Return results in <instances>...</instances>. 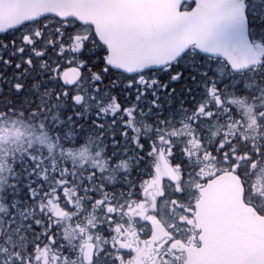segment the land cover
<instances>
[{
  "label": "snow or ice",
  "instance_id": "6c2138e0",
  "mask_svg": "<svg viewBox=\"0 0 264 264\" xmlns=\"http://www.w3.org/2000/svg\"><path fill=\"white\" fill-rule=\"evenodd\" d=\"M258 183L264 0H0V264H264Z\"/></svg>",
  "mask_w": 264,
  "mask_h": 264
},
{
  "label": "water",
  "instance_id": "95a60500",
  "mask_svg": "<svg viewBox=\"0 0 264 264\" xmlns=\"http://www.w3.org/2000/svg\"><path fill=\"white\" fill-rule=\"evenodd\" d=\"M237 190L238 192L234 191L235 194L232 197L226 196L224 192L225 188L223 187L222 184H220L213 198L212 207L215 208L216 205H218L221 202H226L229 204H239L240 192H241L240 186L237 188ZM240 207L242 209V213L240 215V223L242 225H254L255 220L253 218L255 216V213L252 212L251 209H243L242 205H240ZM189 260H190V264H204L205 257L202 256L200 253L196 252L195 250L189 254Z\"/></svg>",
  "mask_w": 264,
  "mask_h": 264
},
{
  "label": "flooded vegetation",
  "instance_id": "af4514ba",
  "mask_svg": "<svg viewBox=\"0 0 264 264\" xmlns=\"http://www.w3.org/2000/svg\"><path fill=\"white\" fill-rule=\"evenodd\" d=\"M170 171V170H169ZM163 174V172H162ZM227 178H231L232 179V183L235 185L234 188L232 186V188H230V181H223L221 184L223 185V187L225 188V194L227 195L229 192H238L237 188L240 186V182L238 180H236L234 177H227ZM157 194H159L158 189L155 190ZM153 224L156 226V232L153 236V238L155 239H159L160 237H163L165 235V233L163 232V230L159 227V225L156 223L155 220H153ZM192 248L188 249V255L190 254ZM148 252V254H147ZM151 243H149L148 246H144L141 251H140V255L144 256L145 258H150L151 257ZM147 254V255H146Z\"/></svg>",
  "mask_w": 264,
  "mask_h": 264
},
{
  "label": "rangeland",
  "instance_id": "374dc122",
  "mask_svg": "<svg viewBox=\"0 0 264 264\" xmlns=\"http://www.w3.org/2000/svg\"><path fill=\"white\" fill-rule=\"evenodd\" d=\"M164 174V173H163ZM157 189H158V187H157ZM157 189H153L150 193H149V195L150 196H156V195H158L157 193H155L156 191L155 190H157ZM262 189H264V185H262V184H259L258 183V185H257V187H256V189H255V191L258 193V194H260L261 196H264V191H262ZM161 238V237H160ZM159 238V239H160ZM153 239H155V238H153ZM147 254H148V252H147ZM146 254V255H147Z\"/></svg>",
  "mask_w": 264,
  "mask_h": 264
}]
</instances>
